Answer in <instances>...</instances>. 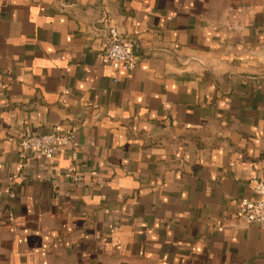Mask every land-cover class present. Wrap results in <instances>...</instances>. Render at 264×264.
Here are the masks:
<instances>
[{
	"label": "crops",
	"instance_id": "1",
	"mask_svg": "<svg viewBox=\"0 0 264 264\" xmlns=\"http://www.w3.org/2000/svg\"><path fill=\"white\" fill-rule=\"evenodd\" d=\"M260 181L264 0H0V264H264Z\"/></svg>",
	"mask_w": 264,
	"mask_h": 264
},
{
	"label": "built area",
	"instance_id": "2",
	"mask_svg": "<svg viewBox=\"0 0 264 264\" xmlns=\"http://www.w3.org/2000/svg\"><path fill=\"white\" fill-rule=\"evenodd\" d=\"M134 43L122 36L115 28L108 30L106 43L99 55L102 64L109 65L113 70L131 71L137 67V57L133 52ZM72 141V136L55 133L25 135L20 144L21 151L26 154H39L45 160H51L59 147ZM75 159V156H72ZM67 174L72 182L78 181L74 169L69 167ZM253 199L241 200L238 203L237 219L245 225H255L264 230V181L256 182L251 188Z\"/></svg>",
	"mask_w": 264,
	"mask_h": 264
}]
</instances>
